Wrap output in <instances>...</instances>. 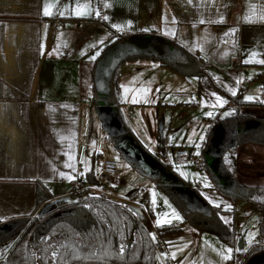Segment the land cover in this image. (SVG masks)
I'll list each match as a JSON object with an SVG mask.
<instances>
[{
	"label": "crops",
	"instance_id": "1",
	"mask_svg": "<svg viewBox=\"0 0 264 264\" xmlns=\"http://www.w3.org/2000/svg\"><path fill=\"white\" fill-rule=\"evenodd\" d=\"M46 2L53 6L51 16L43 14ZM106 3L111 6L106 7ZM77 5L86 8L89 14L75 15ZM97 10L100 15H96ZM261 11L264 0H192V3L188 0H0V224L38 214L41 209L37 208L36 200L38 181L51 193L45 204L70 197L73 183L81 176L86 181L82 183L80 196L91 195L88 175H81L82 149L86 159L92 160L87 172L93 166L97 150L93 117L91 127L85 120L89 111L86 104L87 99H93L95 109L96 65L110 46L120 42H114L120 34L173 40L199 57L217 85L227 84L224 80L229 77L239 80L237 87L242 90L238 89L235 95L240 94L245 100L250 90L246 86L249 78L248 85H257L256 93L262 91L264 96V64L245 63L253 51L261 53L258 59H264V22L258 20ZM253 12L257 15L252 16L251 22H245L243 17ZM105 15L108 20L103 19ZM220 16L224 17L223 22L219 21ZM113 24L124 25V30L112 27ZM232 28L237 29L236 33L225 35ZM173 29L174 36L165 34ZM91 56L96 58L90 59ZM144 57L149 59L152 69H157L154 74H160L154 82L156 89L163 86L162 75L174 84L183 81L179 76H195L198 89L204 86L222 95L228 101L226 108L235 109L231 115L238 112L237 105L202 84L198 75H184L162 60ZM117 71L122 104L126 100L121 92L124 77ZM133 84L139 85L136 82L129 87ZM243 109L255 118L239 129L234 127V134L225 136L222 152L236 144L237 133L256 128L263 117L259 109H264V105ZM218 117L228 116L218 114ZM216 118L206 130L202 149ZM161 136L166 135L158 136V149L166 150V137L160 141ZM179 146L192 147L177 145L172 150ZM236 149V172L230 176L231 184L227 188L234 184L264 186V144L245 143ZM99 155L101 160L105 159L102 153ZM61 172L75 179L61 176ZM156 179L157 186L164 183ZM215 189L228 198L219 184Z\"/></svg>",
	"mask_w": 264,
	"mask_h": 264
},
{
	"label": "trees",
	"instance_id": "2",
	"mask_svg": "<svg viewBox=\"0 0 264 264\" xmlns=\"http://www.w3.org/2000/svg\"><path fill=\"white\" fill-rule=\"evenodd\" d=\"M132 37L128 34H120L114 42L126 41ZM163 39L169 42L177 53L175 57L159 60L184 75H198L202 84H207L224 94L238 106V112L235 114L216 118L203 144V152L219 127L233 130L238 126L239 129L255 118L243 108H255L264 103L245 101L240 94H229L213 81L198 56L173 40ZM183 54L189 56L190 69H184L185 67L179 65V62L188 61ZM117 70V68L114 70L110 81L109 101L120 108ZM236 137V144L225 148L221 153L222 170L229 177H232V168H236L231 157L238 145L264 144V118L261 117L256 128L237 133ZM164 139L165 136L160 137V141ZM143 150L148 152L144 148ZM163 165L167 172L175 175L179 180L160 182L158 187L167 193L183 216L184 223H188L197 232L216 235L235 250V215L233 214L234 216L229 219L230 223L225 224L220 216L227 217L232 214L231 211L224 209L223 205L216 207L208 203L198 188H192L176 175L170 164ZM134 168L139 170L135 165ZM219 188L231 200L240 199L251 203L261 214L259 242L252 244L247 252L234 251L230 264L251 262L264 264V260L257 261L264 257V186L234 184L231 188L221 186ZM50 198L51 193L47 187L38 181L36 200L37 208H41L38 214L0 224L2 228L0 246L5 242L15 241L5 258L0 259V264H154L160 244L150 235L145 212L134 213L127 206L104 196L89 195L77 200H73V197L57 199L40 215V211L49 203L45 204V202ZM182 231L181 225H160L156 227V236L161 239ZM121 245L125 249L123 253L119 252ZM53 252L57 253L55 257L52 255Z\"/></svg>",
	"mask_w": 264,
	"mask_h": 264
},
{
	"label": "rangeland",
	"instance_id": "3",
	"mask_svg": "<svg viewBox=\"0 0 264 264\" xmlns=\"http://www.w3.org/2000/svg\"><path fill=\"white\" fill-rule=\"evenodd\" d=\"M144 56L146 55H135L131 60L127 58L128 60L122 61L118 67L121 75L124 77L123 86L128 89L127 93H125L124 87L121 88L122 91L120 90L126 98L120 105V115L123 123L131 130L134 138L142 148L153 154L158 160L171 163L176 175L192 188H198L208 203L214 205L211 202L212 200H216L217 203L224 202L220 204H223L224 209L232 212L231 215L227 216L228 220L235 215V231L236 239H238L237 248L243 247L249 249L252 245L249 246L247 242L248 234L250 232L256 233L255 240L258 242L261 237L260 212L253 209V206L245 200H231L224 197L220 191H216L215 187L218 183L207 167L204 166L197 169L190 165L176 164L174 161V150H172L173 146L187 144L192 145L196 152L195 144H200L199 156L204 155L202 149L203 141L199 137L201 135L206 137V130L209 128L211 120H214L218 114L225 116L224 113L229 112V109L226 108L228 103L222 107L218 105L213 107L216 104V98L212 93L215 92L204 86L198 89V80L195 76L184 78L178 75V78H181L183 81L174 84V81L162 75L160 84L163 86L156 89L157 84L154 82L158 80L160 74L158 76L154 74L157 69H152L149 59ZM183 57L187 58L188 61L179 62V65L185 67L184 69H190L188 65L189 56L183 54ZM233 80L229 77L224 80L227 84L223 85L219 83L229 92H231L230 89H234L235 91L239 89L241 91L242 88L237 87L236 81ZM249 80L250 78L247 80L248 84L250 83ZM136 82L139 84L138 86L133 84V87H129V84ZM248 84L246 86H250V90L247 96H255L263 101L264 96H262V91H260L261 93H256L258 91L256 89L257 85L252 86ZM136 92H138V95H134ZM93 94V98L96 99L97 91ZM217 95L223 97L220 94ZM87 101H89L86 104L89 111L86 113L85 120L89 127L93 117L92 125L96 130L94 143L97 145V150L93 166L87 172L88 164L92 160L86 159V154L82 149L81 173L88 175L87 184L91 188V195L104 196L113 202L127 206L134 213L146 212L147 220H150V224H148L150 234H155L154 240L160 244L155 255L154 264H230V260L222 261L217 252L224 247H231L233 249L234 247L220 240L214 234L195 231L188 223H184L183 219L181 221H173L172 223L181 225L182 232L165 236L159 239V241L156 240L158 238L156 236V227L158 225L155 223L157 214H161L162 216L164 213L170 214L171 212V209L164 203V198H167L168 204L177 211L179 210L167 193L157 186L156 178L153 179L140 170L134 169L133 163L119 154L114 140L101 129L102 122L97 110L93 109V99L91 101L87 99ZM208 111H213L215 113L214 116L209 117L204 115ZM259 111V113L263 114L264 118V109H259ZM160 135H166L168 144L166 150L163 148L158 149V136ZM189 137L192 138L194 143L189 142ZM108 138H110V142H107ZM99 153H102L104 158L117 162V172L113 176L112 182L102 178L103 171L100 165L103 159H100L102 156ZM250 153L252 152L250 151ZM231 158L236 166V151ZM177 166L180 168L179 171H177ZM181 172L186 173L187 178L181 175ZM232 172V175H234L236 168H232ZM197 173L199 174V178L195 175ZM204 176H207L208 181L212 185L211 188L205 187ZM250 179L256 178L251 177ZM153 191L157 194L155 203H153ZM70 197H73V200L82 198L81 196L74 197L72 195ZM225 203L232 205V207L230 209L226 208ZM14 244L15 241H8L0 246V259L5 258ZM213 249H216V251ZM162 253H166L167 255L162 256ZM172 253H175V259L172 258Z\"/></svg>",
	"mask_w": 264,
	"mask_h": 264
},
{
	"label": "water",
	"instance_id": "4",
	"mask_svg": "<svg viewBox=\"0 0 264 264\" xmlns=\"http://www.w3.org/2000/svg\"><path fill=\"white\" fill-rule=\"evenodd\" d=\"M175 50L169 42L162 37L156 36H135L126 41H120L110 46L99 59L95 69V87L97 91L94 108L102 122L101 129L104 130L116 143V149L126 160L137 166L138 169L149 177L157 178L162 172V177L167 178L166 182H177L179 179L167 172L163 164L152 154L143 150L142 146L131 134L130 130L123 123L120 115V108H117L109 101L110 81L113 72L119 64L127 58L135 55H146L158 59H169L175 57ZM94 109V110H95ZM215 136L210 140L205 152V167L216 179L221 187H228L231 184L230 177L223 173L221 153L227 134H234V130L222 128L216 130ZM237 133V132H236ZM161 176V175H160ZM102 178L112 182L113 175L102 172ZM56 201V200H55ZM53 204L49 202L40 211V215ZM264 257L257 261H263ZM249 264H256L251 262Z\"/></svg>",
	"mask_w": 264,
	"mask_h": 264
},
{
	"label": "snow or ice",
	"instance_id": "5",
	"mask_svg": "<svg viewBox=\"0 0 264 264\" xmlns=\"http://www.w3.org/2000/svg\"><path fill=\"white\" fill-rule=\"evenodd\" d=\"M188 3H192V0H188ZM105 6L106 7H110L111 5L106 3ZM52 7L53 6L51 4H49V3L46 2L44 4V7H43V14L45 16H51L53 14ZM254 7H255V5H253V8ZM86 14H89V12H88V10L86 8H81L80 5H77L76 6L75 15L80 16V15H86ZM60 15H64V13L61 12ZM96 15H100V12L98 10L96 11ZM253 15H257V13L253 12L251 15H245L243 17V19L245 20V22H251ZM103 19L108 20L109 17L105 15L103 17ZM174 20H175V18L173 17V21ZM258 20L261 21V22H264V11H261L259 13ZM219 21L220 22H223L224 21V17L223 16H220L219 17ZM203 22L204 21H201V23H203ZM128 24L130 25L131 24V21H129ZM112 27L117 28V29L123 31L125 26L122 25V24H113ZM149 30L150 29H143V31H149ZM236 31H237L236 28H232V29L229 30L228 33H225V35H228L229 33L234 34V33H236ZM165 34L174 36L175 35V31H174V29L173 30H166V33ZM96 55H99V53L97 52ZM260 55H261V53H257L255 51L250 52L249 53V59H246L245 60V63H253V62H255V63L264 64V59H258L257 58ZM89 58L94 60L96 57L95 56H91ZM153 66L155 67V65H153ZM239 82H240L239 80L236 81L237 84H239ZM121 87H124L125 93L128 92V89L125 86L121 85ZM145 91H147V89H145ZM230 91L232 92V95H235L236 94V91L234 89H230ZM212 95L216 98V104L213 105V107H216L217 105L222 107L223 105H225V104L228 103V101L226 99H224L223 97L218 96L216 93H212ZM244 99L247 100V101H252V100L258 99V97H255V96H245ZM262 102H264V101H262ZM234 111H235V109H232L229 112H225L224 115L225 116H229L232 113H234ZM214 114L215 113L213 111H208V112H205L204 113V115L209 116V117L214 116ZM188 139H189V142L190 143H194L192 141V138L191 137H189ZM199 139L201 141H203L205 139V137L203 135H201L199 137ZM195 147H196V155H199L200 144H195ZM226 159H227V157H226ZM229 163H230V161H229ZM179 170H180V168H179V166H177V171H179ZM180 174L181 175H184L185 178H187V174L186 173L181 172ZM60 175L61 176H66L67 179H70V180L75 179V176H73L71 174H66V173L61 172ZM81 175H83V173H81ZM195 175L197 176V178H199V174L198 173L195 174ZM203 181H204L205 187H208V188H211L212 187L211 183L208 181L207 176H204L203 177ZM156 195L157 194L155 193V191H153V203H155V197H156ZM211 202L216 207H220V203H224V202L217 203L216 200H212ZM164 203L171 209V212H170V214L169 213H164L162 216H161V214H157V219H156L155 223L158 226L165 225V224H169L170 225V224L173 223V221H181L183 219V217L181 216L180 212L177 211L175 208H173L170 204H168L167 198H164ZM225 207L230 209L232 207V205L225 203ZM220 219L225 224L230 223V221L228 220V218L225 217V216H220ZM150 235L152 236L153 239H155V234H150ZM255 236H256V233H253V232H250L248 234V241L247 242H248L249 246H251L253 243H258V241L255 240ZM124 250H125L124 249V246L121 245L120 248H119V252L120 253H123ZM177 250H179V249H177ZM213 250L216 251V249H213ZM234 251H236V252H240V251L247 252L248 251V248H236L234 250L231 247H224L221 250H219L217 252V254L220 256V258H221L222 261H228V260H231L233 258L232 254H233ZM52 255H53V257H55L57 255V253L56 252H53ZM161 255L162 256H166L167 254L166 253H162ZM172 258L175 259V253H172Z\"/></svg>",
	"mask_w": 264,
	"mask_h": 264
},
{
	"label": "built area",
	"instance_id": "6",
	"mask_svg": "<svg viewBox=\"0 0 264 264\" xmlns=\"http://www.w3.org/2000/svg\"><path fill=\"white\" fill-rule=\"evenodd\" d=\"M110 138L107 142H110ZM174 161L179 165H190L200 169L205 166L204 155H196L191 146H179L174 150ZM101 169L104 173L115 175L117 172V162L115 160L105 158L102 160ZM86 181L85 176L78 178L72 186V196L78 197L81 194L82 183Z\"/></svg>",
	"mask_w": 264,
	"mask_h": 264
},
{
	"label": "flooded vegetation",
	"instance_id": "7",
	"mask_svg": "<svg viewBox=\"0 0 264 264\" xmlns=\"http://www.w3.org/2000/svg\"><path fill=\"white\" fill-rule=\"evenodd\" d=\"M157 178H159L161 181H164V182H166L167 180H169L167 178L162 177V172H160V174L157 176Z\"/></svg>",
	"mask_w": 264,
	"mask_h": 264
}]
</instances>
